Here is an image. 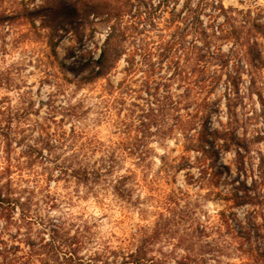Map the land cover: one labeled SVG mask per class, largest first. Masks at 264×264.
I'll list each match as a JSON object with an SVG mask.
<instances>
[{"label":"rangeland","instance_id":"374dc122","mask_svg":"<svg viewBox=\"0 0 264 264\" xmlns=\"http://www.w3.org/2000/svg\"><path fill=\"white\" fill-rule=\"evenodd\" d=\"M22 3L23 0H0V25L14 28L18 33L17 39L23 44L39 47L41 39L30 33V26H35L32 15L19 7ZM13 5H17L19 10L12 9ZM227 12L223 0H120L118 14L121 20L125 16L128 19L121 33L123 42L128 45L124 50L128 54L116 65L118 71L113 74L114 78L109 79L106 75L98 78L90 74L73 78L67 75L73 69L59 57L62 54L74 57L75 50L81 46L80 37L75 31L64 39L63 46L56 41L59 52L53 47L51 37L47 41L45 57L49 64L55 58L54 66L59 79L72 86L73 92L68 95L62 90H58L59 94L46 90V85L51 87L52 84L48 73L37 77L33 72L28 74V79H24L23 67L15 70L16 75L12 71L0 72V218L11 221L16 210H20V220L16 222L20 227L9 236L13 243L7 249L8 255L15 258L27 249L28 258L24 264H61L62 254L56 253L53 244L54 230L59 224H64L74 233L76 226L87 220L92 225L95 222L93 230L100 235L115 228L124 236L139 223L158 218V212L164 210L159 206L165 204L167 194L171 192L176 196L170 215L175 218L177 236L195 238L199 242L203 239V233L200 235L198 232L199 225L190 223L187 204L181 206V201L185 199L181 195L184 191L181 184L185 180L191 183L188 174L185 173L183 179L179 172L173 178L160 175L161 157L167 156L165 142L169 141L172 145L176 142L170 135L160 139L157 133L159 125L173 110L175 102L171 99V88L174 83L177 88L188 83L194 89L211 83L206 78L208 66L218 59L212 49L216 41L226 35ZM61 14L70 23L77 15L75 9L68 11L67 6L63 7ZM32 63L29 61L30 65ZM219 63L222 65L223 61ZM65 100L70 102L65 104ZM161 103L167 106L163 119L160 123L152 124L148 131L141 121L149 123L145 116L154 109L159 110ZM71 119L81 123L85 138L89 136L102 142L99 147L105 155L100 159L105 157L109 160V152H115L118 161L108 175L109 179L131 168L138 172L141 181L145 179L134 189V204L117 199L109 190H102V186L100 191L90 189L81 192L82 184H77L75 178L52 176L48 165H52L53 169L58 165L48 155L53 145L51 130L62 127L65 121ZM143 132L149 135L150 152L144 162L146 165L138 168L133 156L125 153L124 142H128L130 136L142 135ZM261 138L258 133L255 142L259 143ZM240 147L245 152L249 151L244 145ZM172 150L175 151V148ZM93 153L98 154L96 149H93ZM208 164L212 165L211 156L208 157ZM243 175L244 179L250 175L259 176L260 170L245 168ZM153 179H157L158 183L150 182ZM53 183L61 186L71 215L68 219L64 216L54 218L47 224L43 218L37 217L42 225L39 231L44 235L32 239L24 234L32 231L36 206H42L43 202L51 204L53 209L58 207L52 201L59 197L51 192L46 194V188ZM68 187H71V196H68ZM25 194L27 199L22 198ZM229 203L240 209V217L247 215L245 203L253 208L260 206L253 202L249 190L243 185ZM166 214L169 215L168 212ZM11 226L14 227L15 223ZM237 235L248 240V236L239 231ZM204 252L205 249L201 247L200 258ZM4 259L7 260V256Z\"/></svg>","mask_w":264,"mask_h":264},{"label":"clouds","instance_id":"9594fccd","mask_svg":"<svg viewBox=\"0 0 264 264\" xmlns=\"http://www.w3.org/2000/svg\"><path fill=\"white\" fill-rule=\"evenodd\" d=\"M119 3L120 0H23L19 7L31 13L35 25L30 26V33L38 36L42 43L39 47L23 44L17 39L14 28L0 25V72L12 71L16 75L15 70L23 67L24 79H28L29 73L35 72L37 77L48 73L52 84L51 87L46 85L47 91L72 93V86L64 84L57 75L55 58L49 64L45 53L50 37L59 52L56 41L63 46L64 39L75 31L81 46L75 50L74 57L63 54L59 57L73 69L67 75L78 78L100 74L114 78L113 74L118 71L116 65L128 54L124 51L128 45L121 36L128 19L125 16L121 20ZM223 4L228 9V22L224 28L226 35L217 40L212 49L218 59L208 66L206 78L211 83L200 89L191 88L188 83L177 88L174 83L171 88V99L175 102L173 110L159 127L176 143L165 142L167 157L164 164L173 166L174 170L183 167L179 176L183 179L187 173L191 180L190 184L187 180L181 184L184 190L181 195L185 197L181 206L187 204L190 223L199 225L203 233L200 245L205 252L198 264H264V0H223ZM64 6L77 13L71 23L61 14ZM12 9L19 10L17 5ZM29 61L33 63L30 65ZM69 102L64 101L65 104ZM81 130V123L75 119L51 130L53 145L48 155L58 167H48L53 177L78 171L87 182L86 187L81 186V192H87L89 188L100 191L101 185L94 187L90 182L93 176L90 169L100 167V156L105 153L98 140L87 144L81 141L78 135ZM258 133L262 137L259 143L255 142ZM240 145L249 151L245 152ZM93 149L98 154H94ZM209 156L212 157L211 168ZM182 161L186 164L182 165ZM245 168H259L260 175L244 179ZM242 185L249 190L253 202L260 205L253 208L245 203L247 215L244 217L239 216V208L229 203ZM48 192L59 197L52 201L58 207L53 209L51 204L43 202L42 206H36L32 231L24 234L32 239L44 235L39 231L42 225L37 217L47 224L54 218L64 216L68 219L71 215L59 183L46 188V194ZM71 195V187H68V196ZM22 198L27 199V194ZM19 220V209L11 221L0 218V264H24L28 258L27 249L15 258L7 253L13 243L9 236L17 232ZM13 223L14 227L11 226ZM238 231L248 236V240L241 239ZM124 244V236L113 228L96 239L93 251L106 252L104 258L107 260L111 249L123 248ZM130 250L135 251V248ZM123 259V256L119 259L111 257L112 264H120Z\"/></svg>","mask_w":264,"mask_h":264},{"label":"trees","instance_id":"16d2710c","mask_svg":"<svg viewBox=\"0 0 264 264\" xmlns=\"http://www.w3.org/2000/svg\"><path fill=\"white\" fill-rule=\"evenodd\" d=\"M67 10L74 11L69 6H67ZM102 76L105 75L97 74L94 77L99 78ZM161 104L162 106L159 110L154 109L150 114L145 116L146 119H149V123L145 120L141 121L148 131H150L152 124L160 123L161 118L163 119L167 106L166 103ZM158 130L157 136L160 139L168 137L167 132L162 133L161 129ZM78 135L79 139L86 144L97 141L89 136L85 138L83 131ZM98 141L99 144H102L100 140ZM124 145L125 153L133 156L135 166L138 168L144 167L146 165L144 162L147 160L150 152L149 135L143 132L142 135L130 136L128 142H124ZM113 152H109L110 154L107 155L109 160L105 157L100 159L102 163H100L99 168L93 167L90 169L93 173L90 182L94 187L101 185L102 190H109L117 199L132 205L135 203L134 199H132L134 189L140 186L145 179L141 181L138 172L133 168L127 169L125 173L120 174L116 178L109 179L108 175L113 171L118 161V157ZM166 157V155L161 157L160 175L163 174L167 178H173L183 167H176L174 170L173 166H165L164 161ZM181 164L184 165V161ZM209 167L211 168V165ZM65 177H73L76 179L77 184L87 186V182L78 171H74L71 175H67L66 173ZM150 182L158 183V180L153 179ZM90 189L92 188L88 190ZM105 194L107 195L108 193ZM174 199H176L175 193H168L165 204L159 206L163 207L164 210L158 212V218L152 222H142L134 226L129 233L124 235V247L111 249V255L107 260L104 258L107 255L106 252L93 251L96 239L102 236L93 230L96 226L95 222L92 225L93 223L84 220L82 224L76 226L74 233L69 231L64 224H59L58 228L54 230L56 235L53 237V244L56 248V253L62 254L61 264H112L111 257L119 259L121 256L124 259L120 261V264H198L200 259L199 251L202 247L199 240L196 239V241L195 238L187 239L183 236H177L178 231L176 229L175 218L170 215L175 204ZM141 211L140 215L143 217L144 214ZM164 211L168 212L169 215ZM143 220L146 221L144 218ZM198 232L202 235L199 227ZM131 248H135V251H131ZM126 249L128 250L126 251Z\"/></svg>","mask_w":264,"mask_h":264}]
</instances>
